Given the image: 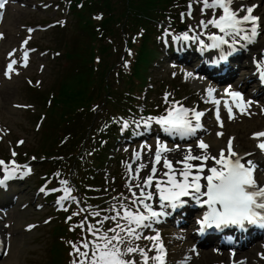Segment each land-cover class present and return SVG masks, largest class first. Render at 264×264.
<instances>
[{
    "label": "snow or ice",
    "instance_id": "obj_1",
    "mask_svg": "<svg viewBox=\"0 0 264 264\" xmlns=\"http://www.w3.org/2000/svg\"><path fill=\"white\" fill-rule=\"evenodd\" d=\"M6 3L7 0H0V9H3ZM195 3L202 6L201 11L204 14L207 10H212L211 18L206 21L201 20L200 25L204 29H209L211 26L222 33L221 35L212 32L209 35L211 44L199 40L202 49H219L224 45L235 49V46L241 42L251 43L259 35L257 28L260 18L253 15L255 5H246L242 0H195ZM234 4H239V7H233ZM188 7L191 9L192 4L189 3ZM217 9L220 12L219 15H217ZM187 14L191 15L190 12ZM181 38L186 41L198 40V37L190 36L188 32H184L182 37H176L177 40ZM24 43L26 44L27 41ZM224 58L226 57L221 56V59ZM26 59L27 53H25ZM16 63V60H12L6 66V75L9 77ZM257 64L261 73L264 74V58H261ZM187 75L192 76L193 74L188 73ZM213 93L214 89L209 87L207 96L216 105V118L220 127H223V121L220 120L219 115L220 100L215 99ZM228 95L236 99V107L241 112H246V106L250 105L251 101H245L242 93L238 91H229ZM165 102L168 103L167 95ZM228 113L230 119L235 118L231 105L228 106ZM204 115L205 113L197 110L196 107L189 108L179 101H173L166 108L165 114L143 119L142 126L150 128L154 122L170 136L194 137L202 128L201 119ZM124 127H128L126 121ZM217 136H223V133L217 132ZM260 137H264V131L254 134V138ZM233 139L229 138L227 144L218 148L215 155L211 154L210 145L202 138L196 141L198 150L196 154L191 144L186 148H181L180 145L168 148L159 138L154 151L150 146H146L149 158L146 162L138 163L136 171L127 182L131 198H125L128 202L121 203L119 207L113 205L109 211L115 214L104 216L98 221L100 224L108 220L117 221L115 227L108 229L99 237L102 243L93 242L90 252L81 251L80 247H76V253L80 259L74 261L73 264H167L166 249L159 233L154 235H143V233L145 230H151L154 223L159 222L162 216L168 214L166 208L170 206L175 209L178 205L185 203L182 197L191 196L198 203L201 202V197H207L202 203L208 206L209 211L200 223L208 227L213 225L217 228L224 225L242 226L245 221L251 224L264 222V181H259L255 175L257 164L252 159L245 160V156L251 157L252 153L239 154L233 149ZM258 147L264 151V141L260 142ZM173 152H179L175 161L169 158V154ZM12 155L15 156L16 153L13 151ZM141 158L142 153L138 151L137 161H141ZM209 161L219 167H209ZM11 165L13 166L10 167L8 163L0 159V166H3V172L6 173L4 178L0 179V184L21 173V166L16 165L15 160L11 161ZM158 165L161 167L158 168ZM128 168L132 171L131 164ZM206 168L210 174H204ZM145 169H148L149 174L141 180L139 172ZM28 172L30 169L23 171V174L26 175ZM159 172H162V175H158ZM201 180L207 181L206 191H202L205 186ZM62 184L67 185L68 182L62 181ZM44 190L41 189V191ZM51 191L55 192L58 189ZM71 192V188L65 187V194L60 196L59 200L61 202L68 199L76 201V197L69 195ZM156 197L159 200V210H156L150 203ZM81 211H88V209H81ZM91 214L96 217L101 215L99 211H93ZM74 215H79V213H74ZM119 220L125 223L121 224ZM88 230L94 236L99 231L94 225H90ZM108 232L112 235H108ZM140 240H147L149 244L141 246L137 243ZM82 247L89 249V242L84 240Z\"/></svg>",
    "mask_w": 264,
    "mask_h": 264
},
{
    "label": "rangeland",
    "instance_id": "obj_2",
    "mask_svg": "<svg viewBox=\"0 0 264 264\" xmlns=\"http://www.w3.org/2000/svg\"><path fill=\"white\" fill-rule=\"evenodd\" d=\"M27 4V6L22 7L20 4H16L13 7L9 8L4 24V28L7 31L8 36L13 38L15 41H8L7 39L3 42V48L0 50V82H1V71L3 65V51L6 45H12L17 42L19 38L17 36L21 33L24 34V29L21 28L23 24L28 23H37L42 22L44 18H47L48 21L59 17L60 13H57L52 9H42L38 2H46L48 0H22ZM39 7V8H38ZM72 15V14H71ZM69 15L68 26H66V32H61L56 34L60 38L66 40L67 42H71V40L76 35L75 31L71 26V21L73 20L72 16ZM58 30V29H54ZM53 30V31H54ZM51 29H48L45 32H38L35 38V44H37L41 49L43 48H55L59 46L57 45V36L53 34ZM11 33V34H10ZM63 43L60 45V50L63 51ZM46 63V68L43 73L44 78V88L52 86V84L58 79L60 76V72L63 71L68 65L67 61L62 59H52L46 57L43 59ZM162 70L156 72L154 71L153 75L155 77H159V73ZM27 75L33 78V80L39 79V75L34 72H28ZM27 81L24 76L16 77L11 81H2L1 85V95H0V115L1 118L6 122L11 128L12 133L10 139L14 142L16 138L22 136L26 138V143L23 146L22 150H31L37 148V145L40 141V129H35V119H37V115L34 114L32 118V112L27 110H19L13 106V102H32L34 101L33 96L36 92V89H32L27 85ZM35 85H37L35 83ZM37 88V87H36ZM241 126L236 131L240 130L249 131L250 125L248 123L238 124ZM237 125V126H238ZM237 128V127H235ZM247 135V133H246ZM238 140V139H237ZM7 142H5L6 144ZM244 150L246 147H243ZM33 150V151H34ZM37 154L40 155L39 151H36ZM37 166H40L38 164ZM41 167V166H40ZM22 188H26L25 192H21V200L18 205L15 207V211L13 213L14 220V230H18V237L13 239L12 248L15 249V253L13 252L10 258L7 260L8 264H47L49 259V243L50 237L48 232L53 225V222L47 226H41L31 233L23 234L22 226L28 221H33L36 219H40L45 213L37 212L32 206L28 207L26 210H20L19 205L24 201H32L33 200V191L28 192V185L20 186L14 188V190H20ZM22 231V232H21ZM214 257L202 258L199 260V264H210Z\"/></svg>",
    "mask_w": 264,
    "mask_h": 264
},
{
    "label": "trees",
    "instance_id": "obj_3",
    "mask_svg": "<svg viewBox=\"0 0 264 264\" xmlns=\"http://www.w3.org/2000/svg\"><path fill=\"white\" fill-rule=\"evenodd\" d=\"M165 1L168 2L169 0ZM160 2L162 0H115L114 2L112 0H98L96 5L98 4L103 8L106 13L103 18V26L105 27L103 37L107 34H114V28L117 25L130 32L137 31L138 24L149 25L148 17L153 16L159 6L163 7ZM83 20L84 23L80 24V30L83 32L81 42L78 43V46H74L72 52L68 53V55H72L70 58L73 59V66L63 76L50 113L51 119L58 117L63 123L67 121L66 117H70L77 107L85 106L91 102L94 97V92L91 91L92 87H104V71L107 69V65H103L99 71H94L92 62L97 41L104 43L105 39L98 37L91 24V19ZM142 35L141 54L135 66L137 75L140 72L141 64L147 58V51L150 50L149 44L152 41V32L149 29ZM108 50L109 45L101 44L100 51L102 53ZM52 122L49 124L51 125ZM44 134L45 144L42 146L45 150H49L55 134L51 128H48Z\"/></svg>",
    "mask_w": 264,
    "mask_h": 264
},
{
    "label": "bare ground",
    "instance_id": "obj_4",
    "mask_svg": "<svg viewBox=\"0 0 264 264\" xmlns=\"http://www.w3.org/2000/svg\"><path fill=\"white\" fill-rule=\"evenodd\" d=\"M246 140L245 138V133L242 131L240 134H238V141L241 144L242 141ZM217 142L220 143V140H217ZM205 254H207V252L205 251Z\"/></svg>",
    "mask_w": 264,
    "mask_h": 264
}]
</instances>
